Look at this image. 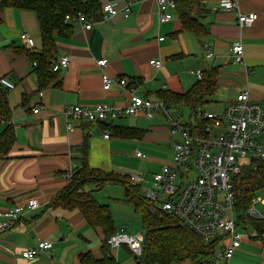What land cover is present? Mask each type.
Segmentation results:
<instances>
[{
  "label": "crops",
  "instance_id": "obj_1",
  "mask_svg": "<svg viewBox=\"0 0 264 264\" xmlns=\"http://www.w3.org/2000/svg\"><path fill=\"white\" fill-rule=\"evenodd\" d=\"M155 1L132 0L127 18H97L89 21L90 30L70 23L68 36L54 33L52 62L67 57L69 63L41 89L29 51L19 39L21 33H27L35 43L34 53L41 51L35 15L14 8L0 11V79L14 85L9 92L0 85L9 113L6 120L0 119V134L6 127L14 133L10 149L0 153V213L25 207L31 199L39 203L38 209H24L0 232V264H79L84 254L101 260L103 235L99 228L89 227L77 210L47 208L69 186L70 173L81 167L78 159L83 145L90 170L121 179L138 176L142 179L136 185L140 193L149 187L152 175L171 162L172 145L179 139L170 135L161 115L151 119L122 116L113 123H73V130L68 131L65 112L70 107L92 109L107 104L121 109L128 105L131 94L152 100H159L163 91L184 95L197 82L190 71L214 69L215 90L203 111L220 113L245 90L249 101L264 110V0H236L242 13L258 17L242 30L234 13L220 10L218 0L198 1L191 15L203 30L201 35L184 30L175 9H167L170 20L159 23ZM238 42L243 47L242 63H234L230 54L231 46ZM206 49L213 53L212 58H206ZM101 59L107 60L103 68L97 66ZM151 60L160 61L161 67L150 66ZM103 76L135 80L136 84L131 92L118 85L105 89ZM260 140L264 144V131ZM137 151L144 157L137 158ZM103 187L117 189L120 201L128 204L120 184L105 183ZM85 191H91L103 205L95 198L98 191L92 185ZM255 202V209L257 204L264 208L263 198ZM238 225L241 232L250 233L254 228L251 223L239 221ZM41 240L50 242L52 249L25 260L21 252ZM228 242L227 235L221 237L223 246ZM111 255L118 264H135L126 246L111 249ZM231 264H264V240L244 238Z\"/></svg>",
  "mask_w": 264,
  "mask_h": 264
},
{
  "label": "built area",
  "instance_id": "obj_2",
  "mask_svg": "<svg viewBox=\"0 0 264 264\" xmlns=\"http://www.w3.org/2000/svg\"><path fill=\"white\" fill-rule=\"evenodd\" d=\"M155 2L158 22H168L170 16L166 11L174 9V0ZM218 6L222 11L234 13L237 26L241 30L250 27L258 18L254 13H242L236 0H218ZM129 12V1H104L98 16L102 21H107L114 17L127 18ZM64 20L67 23H78L85 30L91 29V23L81 13L66 15ZM19 39L24 49L29 53L35 52V43L27 33H21ZM230 54L234 63H242L243 47L239 42L231 46ZM205 56L212 58L213 53L206 49ZM68 63L67 57H61L52 62V71L59 72L66 68ZM106 64V59L97 61L100 68ZM32 65L35 66V63ZM149 65L159 69L161 62L151 60ZM190 75L200 80L202 74L200 71H190ZM102 84L105 89L118 85L131 92L136 83L135 80L126 81L103 76ZM0 85L8 92L14 88V85L4 78L0 79ZM37 112L38 109L33 111L34 114ZM156 114L165 119L170 135L177 136L179 140L172 145L171 162L160 167L159 171L152 175L149 187L141 195L155 209L175 218L204 243L216 241L217 247L210 264H231L244 238L264 240V227L261 232L256 228L250 233L237 231L239 221L235 209L234 183L235 178L242 175L241 169L244 166L264 160V144L260 140L264 131V110L260 105L249 101L248 90H245L227 103L220 113L199 112L193 118L188 116L186 122L181 114L176 110L167 109L162 101L140 98L134 94H131L128 105L121 109L100 104L92 109L74 106L65 112L68 131L73 130V123H113L122 116H144L151 119ZM103 138L107 139L108 136L103 135ZM135 156L144 157L138 151ZM244 161L247 163L244 164ZM73 174L70 173V176ZM128 179L133 185L142 182L140 177L134 175ZM255 204L256 202L252 201L250 207L242 213L243 225L249 220L264 225V213L257 211ZM38 207V201L31 199L25 207H15L6 213H0V217L10 219L0 222V232L16 221L24 209L35 211ZM224 235L229 239L226 246L221 244V237ZM108 243L110 249L126 246L132 256L138 258L142 251L143 236H129L117 232L109 238ZM51 249L50 242L41 240L34 247L24 249L21 256L25 260H33Z\"/></svg>",
  "mask_w": 264,
  "mask_h": 264
},
{
  "label": "trees",
  "instance_id": "obj_3",
  "mask_svg": "<svg viewBox=\"0 0 264 264\" xmlns=\"http://www.w3.org/2000/svg\"><path fill=\"white\" fill-rule=\"evenodd\" d=\"M116 1V0H105ZM131 2L132 0H125ZM200 0H174V9L184 30L201 35L200 26L191 15L193 4ZM101 0H4L0 3V11L4 8L29 10L35 15L42 49L38 53H29L31 63L37 76L39 88H43L58 74L52 71L55 43L53 34L68 36L71 33L70 23L65 22L66 15L81 13L86 20L94 21L98 16ZM201 79L184 95H172L167 91L159 93V100L167 109L180 113V106L189 108V118L203 112V105L215 90L216 71L211 69L201 73ZM8 106L4 94L0 93V119L8 118ZM181 114V113H180ZM14 142V133L6 127L0 134V153H6ZM81 167L71 177L69 186L56 195L48 205V209L61 208L77 210L91 228H99L103 235L100 247L101 260L93 259L84 254L79 264H118L111 255L109 238L116 233L108 208L99 204L91 191H85L86 186H93L99 191L105 183H117L124 189V200L130 204L134 213L139 216L143 231L141 255L134 258L135 264H210L217 243H204L189 229L181 225L175 218L155 209L144 199L138 186L130 183L129 179L116 178L99 171L90 170L85 162L84 145L81 149ZM129 178V177H128ZM236 213L238 221L243 222L242 213L251 205L254 199V189L264 187V160L253 162L244 175L235 178ZM248 187V190L246 189ZM247 223L263 230L264 225L249 220Z\"/></svg>",
  "mask_w": 264,
  "mask_h": 264
},
{
  "label": "rangeland",
  "instance_id": "obj_4",
  "mask_svg": "<svg viewBox=\"0 0 264 264\" xmlns=\"http://www.w3.org/2000/svg\"><path fill=\"white\" fill-rule=\"evenodd\" d=\"M243 163L246 164L247 161ZM117 191L115 188L102 187L95 194V198L99 199L108 208L116 231L120 228H126L125 234L129 236L143 235L140 218L134 213L129 204L126 205L120 201ZM257 198L264 199V187L254 189V201ZM256 210L262 212L264 208L257 204Z\"/></svg>",
  "mask_w": 264,
  "mask_h": 264
},
{
  "label": "water",
  "instance_id": "obj_5",
  "mask_svg": "<svg viewBox=\"0 0 264 264\" xmlns=\"http://www.w3.org/2000/svg\"><path fill=\"white\" fill-rule=\"evenodd\" d=\"M188 116H189V108L188 107H183L182 108V118H183V121H187L188 120ZM250 169L249 166H244L242 169H241V174L244 175L245 173H247V171ZM246 189H248V187H246ZM7 221H10L9 218L7 217H0V222H7ZM119 233H125L126 232V229H119L118 230Z\"/></svg>",
  "mask_w": 264,
  "mask_h": 264
}]
</instances>
